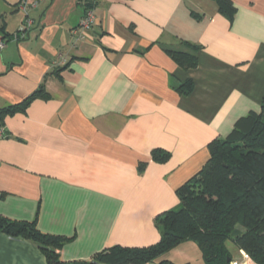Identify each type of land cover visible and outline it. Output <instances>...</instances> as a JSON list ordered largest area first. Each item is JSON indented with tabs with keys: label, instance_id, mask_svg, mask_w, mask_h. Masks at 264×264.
Here are the masks:
<instances>
[{
	"label": "crops",
	"instance_id": "crops-1",
	"mask_svg": "<svg viewBox=\"0 0 264 264\" xmlns=\"http://www.w3.org/2000/svg\"><path fill=\"white\" fill-rule=\"evenodd\" d=\"M230 1L233 19L216 0H0V110L43 88L0 127V217L67 239L66 262L157 244L156 218L179 206L209 144L261 113L264 0ZM88 9L96 26L80 40L72 31ZM187 80L194 90L182 95ZM156 149L170 159L154 162ZM161 261L205 264L192 241L148 264ZM0 264L48 262L0 231Z\"/></svg>",
	"mask_w": 264,
	"mask_h": 264
},
{
	"label": "trees",
	"instance_id": "trees-1",
	"mask_svg": "<svg viewBox=\"0 0 264 264\" xmlns=\"http://www.w3.org/2000/svg\"><path fill=\"white\" fill-rule=\"evenodd\" d=\"M216 1L220 12L233 19L236 8L232 2ZM170 54L185 70L197 67L195 55ZM193 90L192 80L183 82L178 88L182 95H190ZM41 96L43 88L21 104L0 110V127H4L7 115L25 110ZM209 153L201 171L177 189L179 206L156 218L161 238L155 245L143 248L113 246L91 261L66 262L59 251L68 240L41 232L36 222L0 217V231L35 243L48 264H148L188 241L198 245L205 264H231L233 257L228 242L245 252L255 264H264V98L261 113H252L238 121L226 139L212 141ZM152 157L154 162L163 164L170 159V153L156 149ZM158 264L173 263L161 261Z\"/></svg>",
	"mask_w": 264,
	"mask_h": 264
},
{
	"label": "built area",
	"instance_id": "built-area-1",
	"mask_svg": "<svg viewBox=\"0 0 264 264\" xmlns=\"http://www.w3.org/2000/svg\"><path fill=\"white\" fill-rule=\"evenodd\" d=\"M33 25V22L31 20H28L24 26H22L20 33L18 34L17 38L20 35H24ZM96 26V17L94 15V12L90 9L86 10L85 16L81 21L80 26L78 29H74L72 31V34L74 36H77L80 40L85 39V35L83 34L84 31H92L94 27ZM5 42L0 41V49H3L5 47ZM0 136H2V132H0ZM244 258L246 259L248 264H255L248 255H245ZM232 264H239L236 261H232Z\"/></svg>",
	"mask_w": 264,
	"mask_h": 264
},
{
	"label": "rangeland",
	"instance_id": "rangeland-1",
	"mask_svg": "<svg viewBox=\"0 0 264 264\" xmlns=\"http://www.w3.org/2000/svg\"><path fill=\"white\" fill-rule=\"evenodd\" d=\"M228 247H229V249L231 251V254H232V257H233V261L238 260L239 257L236 254L235 245L232 242H228ZM245 255H247V254L245 253ZM236 262H238L239 264H248L247 261H246V259L244 258V256H242V258H241L240 261H236Z\"/></svg>",
	"mask_w": 264,
	"mask_h": 264
},
{
	"label": "water",
	"instance_id": "water-1",
	"mask_svg": "<svg viewBox=\"0 0 264 264\" xmlns=\"http://www.w3.org/2000/svg\"><path fill=\"white\" fill-rule=\"evenodd\" d=\"M228 261L230 262L231 260H230V259H228Z\"/></svg>",
	"mask_w": 264,
	"mask_h": 264
}]
</instances>
